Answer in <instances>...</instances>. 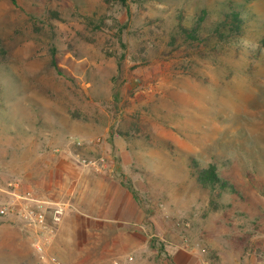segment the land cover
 <instances>
[{
	"label": "rangeland",
	"instance_id": "374dc122",
	"mask_svg": "<svg viewBox=\"0 0 264 264\" xmlns=\"http://www.w3.org/2000/svg\"><path fill=\"white\" fill-rule=\"evenodd\" d=\"M233 11L239 37L203 28ZM210 165L224 191L200 183ZM0 178V207L80 195L92 215L63 231L65 213L46 260L0 218V264H79L61 255L78 236L104 264H264V0H0ZM121 190L140 220L94 228Z\"/></svg>",
	"mask_w": 264,
	"mask_h": 264
},
{
	"label": "crops",
	"instance_id": "0c3cea01",
	"mask_svg": "<svg viewBox=\"0 0 264 264\" xmlns=\"http://www.w3.org/2000/svg\"><path fill=\"white\" fill-rule=\"evenodd\" d=\"M72 185H73L72 190L69 192H70L71 197H74L78 190V181H75V183L73 182ZM79 197L80 195L76 197V200L74 201V203H72L71 210L69 209L66 213L65 220L61 226L63 231L70 227L75 230L77 229L78 232H80L81 230L80 224H81V221H84L83 220L85 219L84 216L92 217L91 212L90 214H87V215L81 213L84 210L81 211L82 207L79 206V203H80ZM120 197H121V200L119 199ZM119 198H117L116 202L114 201V204H112L110 198L107 199V202L104 203L102 208L100 210L99 209L96 210V212H98L99 215H96V217L94 216L93 221L91 222L89 221L90 223L93 224L94 228L98 229V228L104 227L105 226L104 223L107 220H110V222L112 223L111 225L119 229L124 227L125 225L132 224V222L137 223L140 220L139 215H142V213H141V210H137L136 207H133V204H134L133 197H131L126 191L121 190L119 192ZM106 213L110 214L111 217H107L108 214ZM127 236L128 234L118 232L117 234H115V237L113 238L112 245L116 247L121 246L124 248V244H122V241H124V239H127L128 238ZM74 237L69 239V241H71L72 239L74 240ZM84 241L86 240L85 238H83V236H78L77 239L75 240V244L68 242V239H67L66 246L62 245L63 246L62 254H61L62 257L67 259L68 255L71 254L72 251L73 252L75 251V253L77 254V259H78L79 264H87V261L89 259L91 261L89 264H104V260L106 257L105 253L107 252V250L104 247L99 248V250L95 253L92 259L91 256L86 255L87 253L85 252L83 248ZM63 242H61V244H63ZM70 244L71 246H73V248L70 246ZM118 249L116 248L115 252L118 253L120 251V250L118 251ZM115 262H118V261H115Z\"/></svg>",
	"mask_w": 264,
	"mask_h": 264
},
{
	"label": "built area",
	"instance_id": "2783aa9c",
	"mask_svg": "<svg viewBox=\"0 0 264 264\" xmlns=\"http://www.w3.org/2000/svg\"><path fill=\"white\" fill-rule=\"evenodd\" d=\"M0 185H2L1 178ZM47 203L37 200L30 192L25 195L15 193L12 201L0 207L1 219H6L10 216L15 217L16 221L35 232L39 239L35 241L34 249L43 260L47 258L48 239L54 237L56 227L61 225L66 213L65 205H50ZM51 262L53 264H60L59 259L56 257H52Z\"/></svg>",
	"mask_w": 264,
	"mask_h": 264
},
{
	"label": "trees",
	"instance_id": "16d2710c",
	"mask_svg": "<svg viewBox=\"0 0 264 264\" xmlns=\"http://www.w3.org/2000/svg\"><path fill=\"white\" fill-rule=\"evenodd\" d=\"M204 16V15H203ZM204 17H201L199 21H203ZM202 23H200L201 25ZM243 24L245 21L240 12H232L231 14L222 12L218 20V23L208 26H203L205 30H209L215 37L223 41H228L231 38H237L241 35ZM202 26V25H201ZM201 28L197 26L192 30H187L189 37L196 38L200 34ZM199 181L205 187H211L213 189H221L224 191L228 188L227 182H224L217 174L216 167L210 165L206 169L198 170Z\"/></svg>",
	"mask_w": 264,
	"mask_h": 264
}]
</instances>
